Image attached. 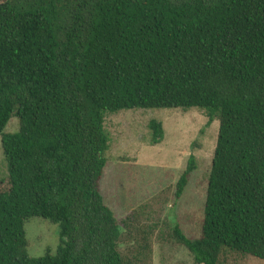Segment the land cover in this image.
<instances>
[{
	"label": "trees",
	"instance_id": "obj_1",
	"mask_svg": "<svg viewBox=\"0 0 264 264\" xmlns=\"http://www.w3.org/2000/svg\"><path fill=\"white\" fill-rule=\"evenodd\" d=\"M191 107L219 123L199 236L137 211L120 229L99 194L105 114ZM0 141V264H152L155 233L194 264L264 262V0H0ZM33 216L59 224L54 255L29 256Z\"/></svg>",
	"mask_w": 264,
	"mask_h": 264
},
{
	"label": "rangeland",
	"instance_id": "obj_2",
	"mask_svg": "<svg viewBox=\"0 0 264 264\" xmlns=\"http://www.w3.org/2000/svg\"><path fill=\"white\" fill-rule=\"evenodd\" d=\"M104 130L109 136L105 151L106 165L99 184V194L121 229L122 220L137 211L138 225L165 221L177 223L189 237H198L216 138L218 121L207 125V116L196 107L134 108L106 113ZM157 120L163 127L159 144L150 145L148 123ZM15 117L9 119L5 132H16ZM195 168L179 198L174 195L176 182L184 171L189 155ZM7 174L0 141V179ZM145 205L144 207H142ZM27 252L31 257L54 255L60 240V226L33 216L24 225ZM130 243L121 241L120 249ZM152 264H194L190 253L174 242L151 238ZM233 264H264L252 257L229 259Z\"/></svg>",
	"mask_w": 264,
	"mask_h": 264
}]
</instances>
